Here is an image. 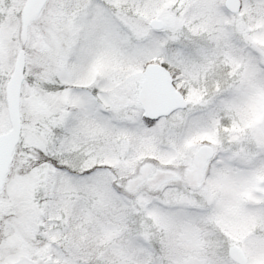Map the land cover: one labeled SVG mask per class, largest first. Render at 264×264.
Instances as JSON below:
<instances>
[{"label":"snow or ice","instance_id":"6c2138e0","mask_svg":"<svg viewBox=\"0 0 264 264\" xmlns=\"http://www.w3.org/2000/svg\"><path fill=\"white\" fill-rule=\"evenodd\" d=\"M0 264H264V0H0Z\"/></svg>","mask_w":264,"mask_h":264}]
</instances>
